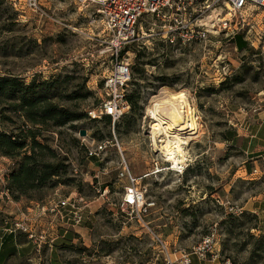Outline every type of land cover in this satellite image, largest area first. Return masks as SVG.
<instances>
[{
	"label": "rangeland",
	"instance_id": "rangeland-1",
	"mask_svg": "<svg viewBox=\"0 0 264 264\" xmlns=\"http://www.w3.org/2000/svg\"><path fill=\"white\" fill-rule=\"evenodd\" d=\"M49 7L62 26L30 15L20 22L0 0V76L30 82L34 75L53 83L48 98L86 117L38 135L37 141L61 161L62 173L40 200L5 201L9 205L0 210V229L5 222L27 218L36 236L44 231L46 243L0 232V264H163L165 248L170 254L189 252L214 224L220 263L264 264V206L257 214L247 211L264 202V28L239 29L233 38L242 39L243 49H236L239 40L222 34H211L205 43L169 44L159 39L163 23L144 16L139 38L119 54L132 61L128 94L135 108L106 121L91 119L87 112L97 108L103 78L115 62L111 38L89 24L87 13L72 0H52ZM224 64L228 75L222 84ZM163 91L183 92L195 111L197 133L184 146L188 167L182 175L151 147L149 130L155 123L147 109ZM27 128L18 114L0 106V130L17 134ZM105 143L98 157L88 156ZM3 159L0 169L10 171L11 161ZM123 165L133 177L144 176L139 182L146 188V203L152 204L139 221L122 209L128 184L119 177ZM75 195L87 205L79 204L80 226L41 214L43 206ZM230 208L243 215L230 214Z\"/></svg>",
	"mask_w": 264,
	"mask_h": 264
},
{
	"label": "built area",
	"instance_id": "built-area-1",
	"mask_svg": "<svg viewBox=\"0 0 264 264\" xmlns=\"http://www.w3.org/2000/svg\"><path fill=\"white\" fill-rule=\"evenodd\" d=\"M17 14L18 21L25 22V16L30 15L39 22L47 21L52 25L62 26L63 23L55 15V9L51 6L52 0H5ZM77 4L79 12L87 13L89 24H97L101 33L111 38L110 47L115 54V62L109 73L103 78L99 92V103L96 109L88 111L91 119L108 116L112 121L118 120L130 111L127 100L128 88L132 82V61L128 56L120 54L126 44L137 40L142 28L138 24L143 17L150 15L153 19L163 23L162 33L159 39L169 44L180 42L181 45L205 43L211 34L224 35L232 39L239 29L264 28V0H72ZM257 35V34H256ZM264 35V31L262 33ZM258 42L261 36L257 37ZM256 40V39H255ZM251 46L253 48L254 44ZM264 50V47L261 48ZM223 63V62H222ZM228 75V65L221 67L218 83L224 81ZM34 75L31 76V79ZM149 119L152 120L149 115ZM152 128L149 130L151 137ZM105 144L95 146L88 151L89 157H98L106 148ZM152 150L157 152L152 146ZM161 155L160 152H157ZM168 164V163H167ZM12 166V163L10 164ZM169 169L182 175L188 165L186 159L181 169ZM10 169V168H9ZM0 169V184L3 190L1 198L11 203L12 199L7 190L8 172ZM119 177L126 179L125 195L122 199L123 211L130 210V217L140 220L141 213H145L152 204L146 203V188L140 185V180L131 175L127 166L123 165ZM86 207L83 198L75 195L74 198H65L43 206L41 214H48L60 224H69L71 227L80 226L83 221L79 204ZM230 214H242V210L233 211ZM2 232L8 235L24 234L31 242L38 241L41 244L46 241L44 231L36 236L30 228L27 218L15 219L12 223H4ZM50 240L48 246L51 247ZM46 243V242H43ZM37 245L39 248L40 245ZM2 244L0 243V248ZM163 264H192V257L200 263L230 264L229 260L220 263L221 243L217 227L214 224L209 233L202 237L189 252L168 253L165 248Z\"/></svg>",
	"mask_w": 264,
	"mask_h": 264
},
{
	"label": "trees",
	"instance_id": "trees-1",
	"mask_svg": "<svg viewBox=\"0 0 264 264\" xmlns=\"http://www.w3.org/2000/svg\"><path fill=\"white\" fill-rule=\"evenodd\" d=\"M232 39L235 42L239 40L238 44H235L236 49L245 47L240 37ZM52 84L39 82L35 76L30 82L19 76H0V106H5L7 112L18 114L26 125L30 126L17 134L0 130V156L13 163V168L7 175V190L11 199L15 201L40 200V193L46 187L55 186L54 179L62 173L61 169L64 166L56 158V154L49 146L37 141L41 131L64 127L86 117L84 114L55 105L48 98ZM127 100L130 110L134 109V96L128 94ZM103 117L106 121L111 119L108 116ZM3 120L11 121L8 117H3ZM25 139L29 142L26 143ZM47 158L52 161H47ZM251 217L254 219V216H248ZM67 233L63 232V237Z\"/></svg>",
	"mask_w": 264,
	"mask_h": 264
},
{
	"label": "bare ground",
	"instance_id": "bare-ground-1",
	"mask_svg": "<svg viewBox=\"0 0 264 264\" xmlns=\"http://www.w3.org/2000/svg\"><path fill=\"white\" fill-rule=\"evenodd\" d=\"M147 112L155 123L152 145L173 169H181L185 161L184 146H188L193 139L191 136L197 133L195 111L185 94L163 91L153 98Z\"/></svg>",
	"mask_w": 264,
	"mask_h": 264
},
{
	"label": "crops",
	"instance_id": "crops-1",
	"mask_svg": "<svg viewBox=\"0 0 264 264\" xmlns=\"http://www.w3.org/2000/svg\"><path fill=\"white\" fill-rule=\"evenodd\" d=\"M3 160H4V161H8V159H7V160H6V159H3ZM10 164H11V162H10ZM7 203H9V202H7ZM8 205H9V204H5V201H4V200L1 198V196H0V210H1V208H2L3 206H6V207H4V208H7ZM263 206H264V202H259L257 207H255V208H253V209H250V210L247 209V211L252 212V213H256V214H257V211L260 210L261 207H263ZM83 219H84V218H83ZM0 232L3 233V232H2V227H1V229H0ZM12 237H15V236H12ZM192 264H208V263H200V262H198L195 258L192 257Z\"/></svg>",
	"mask_w": 264,
	"mask_h": 264
},
{
	"label": "water",
	"instance_id": "water-1",
	"mask_svg": "<svg viewBox=\"0 0 264 264\" xmlns=\"http://www.w3.org/2000/svg\"><path fill=\"white\" fill-rule=\"evenodd\" d=\"M79 135L83 137V136H85V132L84 131H80Z\"/></svg>",
	"mask_w": 264,
	"mask_h": 264
}]
</instances>
